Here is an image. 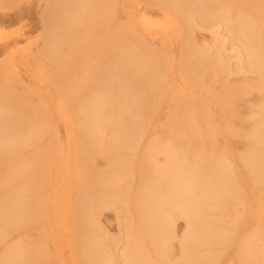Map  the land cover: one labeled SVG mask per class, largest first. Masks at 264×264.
I'll use <instances>...</instances> for the list:
<instances>
[{"label": "bare ground", "instance_id": "1", "mask_svg": "<svg viewBox=\"0 0 264 264\" xmlns=\"http://www.w3.org/2000/svg\"><path fill=\"white\" fill-rule=\"evenodd\" d=\"M41 23L37 87L0 65V264H264V0H46Z\"/></svg>", "mask_w": 264, "mask_h": 264}, {"label": "rangeland", "instance_id": "2", "mask_svg": "<svg viewBox=\"0 0 264 264\" xmlns=\"http://www.w3.org/2000/svg\"><path fill=\"white\" fill-rule=\"evenodd\" d=\"M0 0V65L13 60V71L19 82L24 87L36 88L40 82L39 60L36 58L42 49V18L46 0H15L8 7L3 6ZM141 2V0H138ZM143 12L142 3L138 6ZM146 12V11H145ZM151 19L158 18L153 12H146ZM126 17L121 22H126ZM151 39L155 45L162 43V37L155 28L151 30ZM199 40L207 45L211 41L210 31H201ZM62 140L66 139V132L62 131ZM100 168H105L106 163L100 162ZM103 228L112 237L119 233L118 221L112 212H105L101 217ZM184 223L178 224L179 234L184 231ZM67 261L69 251L64 252Z\"/></svg>", "mask_w": 264, "mask_h": 264}]
</instances>
